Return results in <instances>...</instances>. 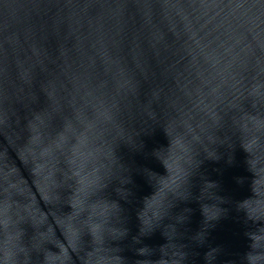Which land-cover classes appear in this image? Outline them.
<instances>
[{"label":"water","instance_id":"obj_1","mask_svg":"<svg viewBox=\"0 0 264 264\" xmlns=\"http://www.w3.org/2000/svg\"><path fill=\"white\" fill-rule=\"evenodd\" d=\"M259 230L264 0H0V264H247Z\"/></svg>","mask_w":264,"mask_h":264},{"label":"clouds","instance_id":"obj_2","mask_svg":"<svg viewBox=\"0 0 264 264\" xmlns=\"http://www.w3.org/2000/svg\"><path fill=\"white\" fill-rule=\"evenodd\" d=\"M218 217L219 215L216 216L214 219H217ZM249 218L254 219V220H259L251 216H249ZM260 230L256 233L247 234L249 239L252 242L250 245V248L252 249V251H250L246 256L247 264H262V262H264V247L259 246L260 241L257 239V237L264 236V233H261Z\"/></svg>","mask_w":264,"mask_h":264}]
</instances>
